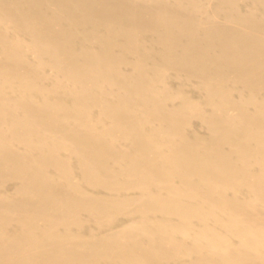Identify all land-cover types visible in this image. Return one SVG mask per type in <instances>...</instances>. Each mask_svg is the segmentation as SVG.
Returning <instances> with one entry per match:
<instances>
[{
  "label": "bare ground",
  "instance_id": "6f19581e",
  "mask_svg": "<svg viewBox=\"0 0 264 264\" xmlns=\"http://www.w3.org/2000/svg\"><path fill=\"white\" fill-rule=\"evenodd\" d=\"M127 263L264 264V0H0V264Z\"/></svg>",
  "mask_w": 264,
  "mask_h": 264
},
{
  "label": "rangeland",
  "instance_id": "374dc122",
  "mask_svg": "<svg viewBox=\"0 0 264 264\" xmlns=\"http://www.w3.org/2000/svg\"><path fill=\"white\" fill-rule=\"evenodd\" d=\"M54 62V61H53ZM52 62V63H53ZM100 71H97V72H93V75H95V77L96 78H100L101 77V75H100V73H99ZM180 85H178V86H175V87H173L174 89H176V88H178ZM182 87V86H181ZM181 87H179V88H181ZM30 94H32V91H28ZM84 99V98H83ZM72 107V106H71ZM92 114H93V117H92ZM91 114V117L92 118H95V117H97L98 115H99V111H95V112H93ZM154 122H156V121H154ZM157 124H159V123H157ZM196 129V130H195ZM198 131V128H194V132L196 133ZM166 154H170V152H168L167 150H165L164 151ZM180 165H177V166H174V167H166L164 170H165V172L167 173V174H169V175H171V174H176L177 172H179V170H180ZM188 178H190V179H195L196 177H188ZM126 182H128L129 184H132V185H134L135 183V181H133V180H130L129 179V176H128V179H126L125 180ZM176 183H178V182H176ZM154 193H156L157 194V192H159V191H153ZM198 210H200V211H203V207H201V206H198V207H196ZM78 219L79 220H82V221H86V223L84 224L83 223V225H80V227L82 228V229H85V230H87V228H88V225L89 224H91L92 222L91 221H89V220H86L85 219V215H79V217H78ZM179 220H181V219H179ZM88 224V225H87ZM226 233H224L223 235H225ZM127 264H133V263H127Z\"/></svg>",
  "mask_w": 264,
  "mask_h": 264
}]
</instances>
